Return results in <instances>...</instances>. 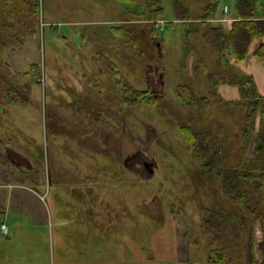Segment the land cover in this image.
Here are the masks:
<instances>
[{
	"label": "rangeland",
	"instance_id": "rangeland-1",
	"mask_svg": "<svg viewBox=\"0 0 264 264\" xmlns=\"http://www.w3.org/2000/svg\"><path fill=\"white\" fill-rule=\"evenodd\" d=\"M206 1L185 2L197 16ZM219 1V17L229 19L234 0ZM161 3L165 14L151 21L125 14L117 0H39L36 35L22 47L4 51L10 77L29 92L28 104L0 102V193L28 199L23 202L25 210L15 208L19 201L13 198L8 207L7 219L14 229L10 245L17 260L207 264L204 250L191 237L200 223L198 204L211 206L213 199L176 124L191 121L199 130L215 119L221 122L228 134L226 163L241 164L243 117L237 106L227 102L212 103L192 118L177 85L186 82L197 95H205L208 85L196 70L197 56L213 73L220 71V61L199 33L186 40L190 52L184 56L182 26L168 23L171 5L168 0ZM218 21L213 23H223ZM119 25L140 39L147 60L133 55L128 43L112 31ZM261 41H252L245 61H236L228 50L224 60L229 73L253 74L264 94V67L252 55ZM158 55L163 72L157 68ZM32 63L42 69L39 81L24 74ZM120 77L148 90L158 104L123 106ZM218 90L224 101L238 98L235 86L221 85ZM100 107L109 111L105 116L114 125L105 146L81 134L88 123L87 111ZM13 149L29 158L22 166L27 174L10 161ZM143 161L151 163V172ZM211 179L220 189V180L214 175ZM256 229L259 257L261 232L258 225ZM247 232L241 228L243 252ZM227 264H247L245 252L238 259L229 257Z\"/></svg>",
	"mask_w": 264,
	"mask_h": 264
},
{
	"label": "trees",
	"instance_id": "trees-1",
	"mask_svg": "<svg viewBox=\"0 0 264 264\" xmlns=\"http://www.w3.org/2000/svg\"><path fill=\"white\" fill-rule=\"evenodd\" d=\"M124 5L123 12L130 17L156 21L165 14L162 0H117ZM172 8V17L168 23L179 22L182 28L184 56L189 54L186 40L191 33H199L211 46V54L220 61L221 69L211 72L206 67L201 55L197 56V72L208 85L205 95H197L193 87L186 82L177 85V94L192 112V118L200 110H207L212 103H231L239 108L243 117L241 126L242 145L239 152L241 164H227L228 134L225 126L216 119L199 130L193 129L190 122H177V128L183 140L190 148L199 172L207 179L213 204H198L200 223L195 227L193 241L204 250L207 264H227L229 257L238 259L245 252L247 264H264V95L256 88L251 74L235 75L228 72L225 63V51H230L238 62L246 59L249 46L254 38L264 36V3L260 0H234L235 19L229 30L221 24L213 23L218 18L219 0H207L201 13L192 15L187 0H168ZM39 0H1L0 4V102L8 105H25L29 102L28 90L19 86L10 77L4 64L3 53L7 49L22 47L27 39L33 38L39 28ZM138 18V17H137ZM167 19V18H164ZM151 30L153 28L152 23ZM199 26L203 27L199 31ZM116 35L128 43L133 55L140 60H147L140 39L126 26L112 27ZM253 56L260 59L264 66V42L253 49ZM159 71L164 70L161 56H157ZM42 69L32 63L27 72L35 80H40ZM89 82L93 81L91 78ZM120 103L123 106L136 107L142 104L155 105L159 99L148 90L135 88L131 83L118 79ZM236 86L238 99L224 101L218 95L219 85ZM109 111L95 108L87 111L88 123L83 125L81 134L90 135L105 146L106 134L114 130V125L107 120ZM192 120V119H191ZM117 133V132H115ZM101 145V146H102ZM252 149V156L248 152ZM211 175L220 180V189L212 182ZM198 195V193H197ZM225 203L228 206H225ZM239 208V210L236 208ZM176 212H180L177 210ZM2 214L0 213V218ZM163 220L159 222L161 226ZM261 232L262 247L257 257L256 231ZM241 228H246L247 239L243 252Z\"/></svg>",
	"mask_w": 264,
	"mask_h": 264
},
{
	"label": "crops",
	"instance_id": "crops-1",
	"mask_svg": "<svg viewBox=\"0 0 264 264\" xmlns=\"http://www.w3.org/2000/svg\"><path fill=\"white\" fill-rule=\"evenodd\" d=\"M228 12V11H227ZM234 13V15L233 16H230L229 17V19H225L224 17H219V14H218V18L217 19H215L214 21H217V20H219L218 22H223V23H221V25L223 26V27H225V29L226 30H229L230 29V25H231V23H232V21L235 19V11L233 12ZM231 21V23L230 24H227L226 23V21ZM225 22V23H224ZM254 39H256V38H254ZM253 39V40H254ZM260 39H262V41H261V43L262 42H264V36H263V38H260ZM252 40V41H253ZM252 43V42H251ZM260 43V44H261ZM251 46V45H250ZM250 46H249V49L247 50L248 51V53H249V50H250ZM253 50V49H252ZM254 51V50H253ZM253 51H252V55H253ZM248 53H247V55H248ZM247 58V57H246ZM255 58H257V57H255ZM258 59V58H257ZM259 61H261L260 59H258ZM245 61V60H244ZM243 62V61H242ZM262 62V61H261ZM260 62V63H261ZM262 65H263V63H262ZM264 67V66H263ZM248 74H250V73H248ZM251 76H253V74L251 75ZM254 77V79H255V82H256V88L258 89V92L260 93V91H259V83H258V81H257V79H256V77L255 76H253ZM222 86H224V84H221ZM221 85H219V87H218V89L220 88V86ZM226 86V85H225ZM227 86H231V85H227ZM236 87V86H235ZM217 89V90H218ZM223 91V90H222ZM238 91V90H237ZM218 92H219V90H218ZM261 94V93H260ZM261 95H264V94H261ZM238 98H239V94H238ZM238 98H234V100L235 99H238ZM10 154H11V162L13 163V164H15L16 166H18L19 167V171L20 172H24V173H26L27 174V172L24 170L25 168L24 167H22V166H24V165H26V159L28 158L27 156H25L23 153H21V152H18V151H14V149L13 150H10ZM28 160H29V158H28ZM28 167V169H30V168H32V166H27ZM9 173H6L5 175L6 176H9L8 175ZM15 173H13L12 172V174H11V177H12V175H14ZM15 194H18V193H15ZM11 198H13V199H15L16 201H19L16 205H15V208L16 207H20V208H24V210L26 209L25 207V205H23V202H25L26 200H28L27 199V197H26V195L24 196L23 194H20V195H16V196H13V194H11V193H9V192H5V193H0V203L1 202H3V204H5V206H3L2 208H0V213L2 214V217L0 218V225L1 224H3V223H5L6 224V226H8V232L7 233H3L1 230H0V264H30V262H27L26 260H22V261H20V260H17L18 258H17V255H16V251L14 250H11V245H10V241H11V236H10V234H11V232H13L14 231V229H13V226H11V224H10V222L8 221V215H9V213L11 212V210L10 209H8V207H9V203H10V199ZM23 205V206H22ZM23 210V209H22ZM22 249V248H21ZM39 264H41V263H39Z\"/></svg>",
	"mask_w": 264,
	"mask_h": 264
},
{
	"label": "built area",
	"instance_id": "built-area-1",
	"mask_svg": "<svg viewBox=\"0 0 264 264\" xmlns=\"http://www.w3.org/2000/svg\"><path fill=\"white\" fill-rule=\"evenodd\" d=\"M224 11H227V6H224ZM0 230L3 233H7L8 232V226H6V224L3 223V224L0 225Z\"/></svg>",
	"mask_w": 264,
	"mask_h": 264
},
{
	"label": "flooded vegetation",
	"instance_id": "flooded-vegetation-1",
	"mask_svg": "<svg viewBox=\"0 0 264 264\" xmlns=\"http://www.w3.org/2000/svg\"><path fill=\"white\" fill-rule=\"evenodd\" d=\"M143 163V165L146 167V169L150 172V169H151V163L149 162H142Z\"/></svg>",
	"mask_w": 264,
	"mask_h": 264
},
{
	"label": "water",
	"instance_id": "water-1",
	"mask_svg": "<svg viewBox=\"0 0 264 264\" xmlns=\"http://www.w3.org/2000/svg\"><path fill=\"white\" fill-rule=\"evenodd\" d=\"M152 171V168L150 169V172Z\"/></svg>",
	"mask_w": 264,
	"mask_h": 264
}]
</instances>
